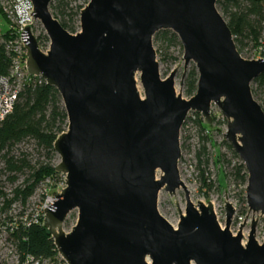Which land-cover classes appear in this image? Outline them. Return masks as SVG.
<instances>
[{
	"label": "water",
	"instance_id": "obj_1",
	"mask_svg": "<svg viewBox=\"0 0 264 264\" xmlns=\"http://www.w3.org/2000/svg\"><path fill=\"white\" fill-rule=\"evenodd\" d=\"M52 1L32 0L30 13L49 49L39 48L29 25L21 38L27 72L57 89L67 115V128L53 143L65 187L53 193L43 217L65 263L264 264V240L255 238L258 218H250L243 244L247 218L232 234L234 208L226 197L222 228L210 201H190L178 169L187 112L211 125L214 103L226 118L224 140L247 172L248 211L264 218V111L251 91L264 59L239 53L216 0H88L75 33L52 15ZM161 29L174 32L182 45L180 86L190 63L198 72L187 99L175 89L177 67L160 74L153 35ZM179 188L185 209L175 202L174 226L157 200L160 190ZM72 210L77 219L65 231Z\"/></svg>",
	"mask_w": 264,
	"mask_h": 264
},
{
	"label": "rangeland",
	"instance_id": "obj_2",
	"mask_svg": "<svg viewBox=\"0 0 264 264\" xmlns=\"http://www.w3.org/2000/svg\"><path fill=\"white\" fill-rule=\"evenodd\" d=\"M87 1L88 0H65L68 8H71L73 11H76L78 6L83 7ZM73 24L76 30L80 29L75 16ZM0 28L2 30L6 28V20L1 14ZM262 35H264V30L262 31ZM153 46L156 51L157 60L159 61L161 76H167L172 69L177 67L178 71L175 77V89L177 92H180L183 98H189V96L184 93L183 80L182 85L180 86L179 84L183 73V60L181 59L183 48L181 43L174 44L169 48H161L158 43H154L153 41ZM253 53L254 47L251 42H248L242 50V55L250 59L249 57H251ZM191 64L193 63L187 66L185 74L189 70ZM136 77L139 92L143 94L142 87L138 80V74ZM213 115L216 116V120L210 125L211 130L208 139L204 142L207 152L206 158L208 159L206 163L200 164V159L197 156L202 145L201 133L197 125H193L192 129H187L185 131V135L187 136L185 140H183V137L182 139L179 138L181 155L178 161V169L180 178L189 191L188 195L190 201L194 205L197 204V200L205 204L210 201L216 218L222 226L225 223L224 200L227 197V200L234 208V215L229 230L235 233L239 229L240 223L244 218H247V224L242 229L243 241H245L249 232L250 218H252V215L253 217H258V214L254 215L248 211L245 199L246 184L243 185L238 183L232 174L233 167L238 159L232 156L227 144L223 142V133L226 131V119L224 117L221 118L218 107L213 108L212 116ZM3 154H5L6 157H12L15 161L24 159L27 164L20 170H9L2 156ZM219 154L223 156L221 160H218ZM201 159L204 160L202 157ZM59 161L60 157L58 154L55 153L53 156L46 155L45 150L39 147L32 138L28 137L15 144L10 149L7 150V148H5L0 151V233L3 232V228L10 222L12 215H19V213H23L24 211L28 212V214L32 213L38 209L47 195L53 196V193L60 191L61 183L64 178V174L61 173L55 179L49 180V182H47L46 179L39 182L26 201L22 202L20 199L11 200L14 189L29 183L31 181L30 174L40 165L49 164L55 166ZM201 170H204L203 177L201 176ZM157 174L159 175L160 171H158ZM204 177L206 183H211L212 186H210V188L205 185L203 181ZM26 180L29 181L26 182ZM8 200L11 201L9 205L5 206ZM176 201L179 209L183 213L185 209V195L182 188L176 189L173 194L163 189L160 190L157 200L158 211L174 226H176L179 220V213L176 209L177 205L175 204ZM76 219L77 211L72 210L63 223L64 230L68 231L73 226ZM255 238L258 242H261L264 238V218L260 216L258 217V223L256 225ZM15 256V247L13 243L8 239L6 233H2L0 236V264H15Z\"/></svg>",
	"mask_w": 264,
	"mask_h": 264
},
{
	"label": "trees",
	"instance_id": "obj_3",
	"mask_svg": "<svg viewBox=\"0 0 264 264\" xmlns=\"http://www.w3.org/2000/svg\"><path fill=\"white\" fill-rule=\"evenodd\" d=\"M216 4L232 32L239 53L242 54V50L248 42L252 43L254 50L258 51L260 48L261 53H264V35H262L264 30V0H216ZM81 8L82 6H78L77 10L73 11L68 8L65 0H53L50 4L52 15L71 33L76 31L73 24L74 16L76 21H78ZM43 40L47 41V36H43ZM153 41L158 43L161 48H169L174 44H180L177 35L169 29H161L155 32ZM6 66V56L1 53L0 72L4 73ZM197 79L198 72L195 65L191 64L183 79L185 95L190 97L194 94ZM251 91L264 111V73L253 79ZM195 124L198 126L202 140L197 156L200 159V164L206 163L208 159L206 158L207 152L204 142L208 139V136L203 134V131L211 127L202 123L199 116ZM66 126L67 115L57 89L46 83L36 86L25 85L11 113L0 124V151L5 148L8 150L28 137L32 138L39 147L43 148L46 155L53 156L55 154L53 143L56 137L66 130ZM223 142L227 144L232 156L238 159L233 167L232 174L234 179L238 183L245 185L247 172L243 163L232 146L225 140ZM2 156L9 170H20L27 164L24 159L15 161L12 157H6L5 154ZM221 158L223 156L219 154L218 160H221ZM59 174L53 165H40L30 174L31 181L29 183L14 189L11 200L20 199L22 202L26 201L39 182L44 181L45 178L55 179ZM203 175L204 170H201V176L203 177ZM203 181L207 187L210 188L212 186L211 183H206L205 177ZM10 201H6L5 206L9 205ZM9 237L20 259H23L26 254L34 255L40 259L57 260L58 258V251L54 245L53 238L43 226V220L29 226L17 225L16 228L13 227L9 232Z\"/></svg>",
	"mask_w": 264,
	"mask_h": 264
},
{
	"label": "built area",
	"instance_id": "obj_4",
	"mask_svg": "<svg viewBox=\"0 0 264 264\" xmlns=\"http://www.w3.org/2000/svg\"><path fill=\"white\" fill-rule=\"evenodd\" d=\"M32 11H33L32 0H0V14L3 15V17L6 20L5 30H2L0 28V56L1 53H3L5 54L7 59V66H6L7 68L5 72L4 73L0 72V124L6 118V116H8L11 113L16 101L18 100L19 94L25 85L36 86L45 83V80L41 76L31 75L26 70V60H27L26 49L24 46V42L21 38V31L24 29V26L29 25L31 32L37 39L39 48L43 52H46V50L49 49V44H50L49 38L46 35V32L42 27L41 23L38 20H36L32 14H30ZM78 24H79V18H78ZM77 31L79 30H76L75 32ZM43 36H47L48 40L44 41ZM249 58L264 59V53H261L259 48L258 51L254 50L253 55ZM214 107L217 106L214 103H212L210 106L211 116ZM198 114L199 113L192 110H189L187 112L184 122L180 127L179 138L182 139L183 137V140L187 138V136L185 135V131L187 129H192V126L196 125L195 121L198 116L201 119V122L203 123L202 117L200 116V114L199 115ZM220 114H221L220 115L221 118H223L224 116L222 115L221 111ZM212 120L213 121L216 120L215 115L212 116ZM210 130H211L210 128H206L203 131V133L208 136ZM45 179L47 182L51 180L50 178H45ZM64 187H65V176L62 180L60 191ZM53 201H54V197L47 195L43 199V202L38 207V209H36L32 213L28 214V212L24 211L23 213H19V215L11 214L12 218L10 219V222L3 228L2 233L3 234L6 233L8 235V239L11 241L9 237V232L13 229V227L16 228L17 225L19 224H22L24 226H29L33 223H38L40 220H43L44 208L52 204ZM259 216L260 215L258 214V217ZM220 226L222 228L224 227V225L222 226L221 224ZM237 231L235 233L234 232L231 233L236 234ZM2 233H0V236L2 235ZM246 240L243 241L242 239V243L244 244ZM15 255H16L14 261L15 264H66L59 254L57 260L40 259L31 254H26L23 259H20L19 255L16 253V250H15Z\"/></svg>",
	"mask_w": 264,
	"mask_h": 264
},
{
	"label": "bare ground",
	"instance_id": "obj_5",
	"mask_svg": "<svg viewBox=\"0 0 264 264\" xmlns=\"http://www.w3.org/2000/svg\"><path fill=\"white\" fill-rule=\"evenodd\" d=\"M137 87H138V84H137ZM138 90H139V87H138Z\"/></svg>",
	"mask_w": 264,
	"mask_h": 264
}]
</instances>
